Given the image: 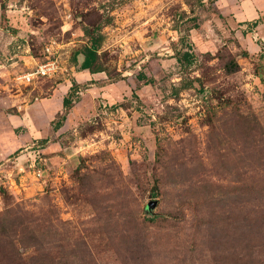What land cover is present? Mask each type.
<instances>
[{"label":"rangeland","instance_id":"obj_1","mask_svg":"<svg viewBox=\"0 0 264 264\" xmlns=\"http://www.w3.org/2000/svg\"><path fill=\"white\" fill-rule=\"evenodd\" d=\"M254 2L0 0V264H264Z\"/></svg>","mask_w":264,"mask_h":264},{"label":"trees","instance_id":"obj_2","mask_svg":"<svg viewBox=\"0 0 264 264\" xmlns=\"http://www.w3.org/2000/svg\"><path fill=\"white\" fill-rule=\"evenodd\" d=\"M259 22H256L255 25L257 26ZM198 26L195 25L194 29H197ZM85 35L87 36L89 40V46H87L83 52H80L76 54V58L78 55H83L84 56V62L81 65V70L82 71H89L92 74L99 73L100 71L95 70L96 66L95 63L98 59V53L99 50L102 46V43L104 41V36L102 34H95L94 29L92 28H85L84 30ZM177 61L180 64L186 65V66H192L194 62L196 61V55L193 52H184L177 58ZM138 79L142 82H145L146 85H150L154 83V80H148V78L144 75L141 74ZM77 93L76 91V86L73 85L70 93L64 98L63 100V108L65 111L69 110L74 103V96ZM66 120V115L63 116L59 120V122L54 124V130H59L63 127V123Z\"/></svg>","mask_w":264,"mask_h":264},{"label":"built area","instance_id":"obj_3","mask_svg":"<svg viewBox=\"0 0 264 264\" xmlns=\"http://www.w3.org/2000/svg\"><path fill=\"white\" fill-rule=\"evenodd\" d=\"M59 70L58 62L49 58L46 62L37 65L33 72L25 73L19 79L24 83L31 84L35 79L52 78Z\"/></svg>","mask_w":264,"mask_h":264},{"label":"crops","instance_id":"obj_4","mask_svg":"<svg viewBox=\"0 0 264 264\" xmlns=\"http://www.w3.org/2000/svg\"><path fill=\"white\" fill-rule=\"evenodd\" d=\"M253 8H254V11L252 12V14H250L251 16L248 19L245 18L244 21H252V20H255V19H260L261 17L264 16V0H261L260 5H258V4H256L254 2L253 3ZM1 66H3V65H1ZM40 135H41V133H40ZM40 137H42L41 139H43L44 135L35 136L34 140L35 139H40ZM34 140H31V141H34Z\"/></svg>","mask_w":264,"mask_h":264},{"label":"water","instance_id":"obj_5","mask_svg":"<svg viewBox=\"0 0 264 264\" xmlns=\"http://www.w3.org/2000/svg\"><path fill=\"white\" fill-rule=\"evenodd\" d=\"M151 206H152V207L156 206V202H153V203L151 204Z\"/></svg>","mask_w":264,"mask_h":264}]
</instances>
